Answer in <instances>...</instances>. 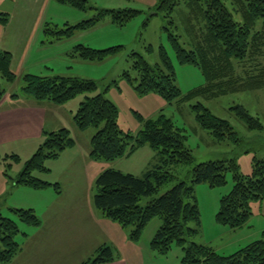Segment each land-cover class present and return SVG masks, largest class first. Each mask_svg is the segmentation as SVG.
<instances>
[{
    "label": "trees",
    "instance_id": "trees-1",
    "mask_svg": "<svg viewBox=\"0 0 264 264\" xmlns=\"http://www.w3.org/2000/svg\"><path fill=\"white\" fill-rule=\"evenodd\" d=\"M85 12L96 11L92 18L64 28H50L45 24L43 32L50 43L68 39L77 31L88 30L105 17L122 26L140 11L127 9H105L91 7L87 0H54ZM192 1L200 13L202 25L195 27L198 32L192 38V49L186 50L178 42V36L168 34V38L180 64L197 66L208 80L207 88H216L219 93L245 91L264 88V65L256 71L240 78L236 65L264 56V0H187ZM178 4L175 0H160L156 9L171 14ZM194 13V8L192 9ZM0 21L6 15L0 14ZM259 24L257 25V22ZM172 22V21H171ZM122 46L93 49L81 44L72 48L70 55L89 62H101L115 56ZM131 70L124 71L125 79L138 94H158L165 101L181 98V91L175 84L173 65L163 47L159 49V62L150 65L140 54L131 52ZM12 55L0 48V78L13 83L15 74L11 71ZM21 94L36 101L64 104L79 94L97 90L95 81L76 76H37L24 74ZM116 85V81L112 82ZM6 90L1 87L0 99ZM192 91L190 94H194ZM20 95V94H19ZM18 94H12L17 98ZM198 125L209 131L217 141L239 142L230 123L215 116L201 103L191 106ZM235 115L251 130H261L257 117L251 116L241 105L231 107ZM117 108L102 93L86 96L73 115V125L79 130L90 126L98 127L90 139V156L93 159L114 161L136 147L147 145L154 149L157 161L141 177L124 174L112 168L103 170L95 180V207L108 220L124 228H130L129 237L138 241L145 226L155 217L161 225L150 241V248L165 255L172 246L182 250V264H264V238L256 240L229 256H221L209 247L189 241L197 229L189 226L199 224V210L194 195V185L201 183L209 187H219L226 183V174L232 173L231 190L220 198L216 214L218 223L232 229L243 226L251 216L250 202L264 198V160H254L252 171L243 175L238 171L235 159L211 160L194 163L190 149L183 144L185 136L164 114L143 122L142 129L135 135L123 132L117 124ZM143 121V120H142ZM75 141L67 128L48 132L42 144L32 157L25 162L23 170L13 180L15 184L43 189L51 183L32 176L33 171H48L44 162L56 159L59 154L72 146ZM19 162L17 155H11ZM191 167L188 180L176 183L171 189L158 194L160 188L175 179L176 166ZM59 192V185L54 183ZM143 197L148 200L144 205ZM18 218L30 225H39L40 220L32 209H12ZM18 232L16 222L0 214V264L8 263L20 251L15 240ZM113 259L112 250L106 245L97 248L92 257L81 264H102Z\"/></svg>",
    "mask_w": 264,
    "mask_h": 264
},
{
    "label": "rangeland",
    "instance_id": "rangeland-1",
    "mask_svg": "<svg viewBox=\"0 0 264 264\" xmlns=\"http://www.w3.org/2000/svg\"><path fill=\"white\" fill-rule=\"evenodd\" d=\"M159 1L87 0L91 7L132 9L140 11V13L122 26L112 23L110 17L107 16L88 30L77 31L68 39L50 43L46 41L48 37L43 32V25L48 24L47 26L50 28H64L66 24L75 25L80 21L90 19L96 13L92 9L82 12L71 6L54 2L51 6H45L44 19L39 28L41 32L39 31L30 45H26L24 41L22 44H15L9 37L4 38L3 27L0 28V44L1 41H7L8 47L13 45V54L17 59L26 55L25 65L32 72L29 74L76 76L95 81L97 90L77 95L69 101L68 109L75 108L73 110L76 112L80 102L86 96L102 93L117 108L119 128L131 135H135L142 129L145 120L164 114L185 136L183 144L191 150L195 164L211 160L235 159L239 173L250 174L253 161L264 160V88L227 93H219L216 88H207L208 80L197 66L178 62L168 38V34L178 36V42L184 49H192L191 40L194 34L198 32L195 27L202 25L200 13L195 10L192 1L187 3V0H175L178 4L173 12L167 15L166 12L156 9ZM7 5L5 2L0 3V11L7 10ZM1 38L3 39L1 40ZM77 44L93 49H106L114 46H122L123 48L115 56L101 62H89L70 55L72 48ZM160 47L165 49L173 65L175 84L181 91V98L171 102L165 101L155 93L138 94L125 79L121 78L124 71H130L134 77V71L131 70V58L129 57L131 52L140 54L150 65H154L159 62ZM23 50L24 52L27 51L24 55L21 53ZM259 65H264V56L248 61L245 65H236V74L245 79L248 74L256 71L255 67H259ZM113 81H116V85L112 83ZM0 83L6 91L21 94L22 78L17 77L13 83L0 78ZM192 91H196V93L190 94ZM196 103H201L215 116L227 120L240 139L239 142L231 140L217 142L209 131L201 128L196 122L195 113L191 108ZM234 105L243 106L251 116L257 117L262 124V129H249L231 109ZM87 129L76 133V138L83 146H85V141L90 138L91 132L95 134L98 127L90 126ZM3 147L5 148H0V179H8L11 185L12 183L15 185L13 180L23 170L26 162L24 159L29 160L39 145L35 144L34 149L28 153H25L21 141L6 144ZM137 149L128 156L124 155L117 158L112 164L114 169L120 170L124 174H135L136 177H141L147 166L151 169L157 161H154L152 157L156 151L147 145ZM11 155H17L19 162L14 161L10 157ZM53 161L55 160H45L44 166L48 171L32 172V176L51 183V186L33 189L18 184L15 186L16 189L11 186L3 194L0 185V195L2 194L0 196V214L16 222L18 232L14 238L23 250L21 255L26 253L28 242L30 244L32 241L53 236V233H50L49 223L54 222L55 227L62 233L61 236L64 235L65 237H69L68 233L76 235L78 233L79 237H82L95 228L89 215L90 212L86 208L85 200L88 195L92 205V196L96 190L94 187L96 171L94 170L97 168L88 166L83 169L85 164L79 158L75 159L72 166L67 169H63L60 164H55ZM190 170L191 167L188 165L176 166L174 170L175 179L163 185L158 194L171 189L179 181L188 180ZM54 183L60 185L59 189L64 192V195L72 190L83 191L84 194L81 195L80 199L70 202V205L66 204L65 209L60 214L53 213V210L50 211V207L57 206L54 200L55 192L59 193ZM232 185L231 172L226 174V183L222 186L212 188L205 183L194 185V195L199 210V224L196 225L193 222L189 224L190 227L197 229V233L189 237V241L209 247L221 256L234 254L250 243L264 238V198L250 202L251 216L243 226L232 229L217 222L216 214L219 209L220 198L231 190ZM81 199L84 200L83 204L78 206L72 204ZM147 200L146 197H143L140 201L141 205H144ZM14 208L32 209L39 218L40 224L30 225L21 221L17 214L12 211ZM160 225V219L153 218L141 234L142 243L150 242ZM93 239L89 238L91 241L87 245L75 247L73 252L68 251L70 249L68 246L57 249L59 252L66 249L67 253L78 256L81 252H87L89 249L91 252V248L99 244L98 239ZM177 250L179 251L181 248L172 246L166 255L159 257H168L166 264H176L175 251Z\"/></svg>",
    "mask_w": 264,
    "mask_h": 264
},
{
    "label": "crops",
    "instance_id": "crops-1",
    "mask_svg": "<svg viewBox=\"0 0 264 264\" xmlns=\"http://www.w3.org/2000/svg\"><path fill=\"white\" fill-rule=\"evenodd\" d=\"M2 2L8 4L7 10L0 11V14L6 15V21H0V28L3 27L5 32L4 38L7 39V37H9L12 40V43L15 44H22L24 41L26 45H30L34 37H37L40 31L39 28L44 19V11L46 9L45 6H51L55 1L0 0V3ZM35 5L37 7H34ZM2 39L3 38H1V40ZM0 46L2 50L10 52L12 55L10 69L15 74L16 79L17 77L21 78L24 74L32 73L25 65L26 55L23 56L24 58H15L13 54L14 46L11 45L8 47L7 41H1ZM26 52L27 51L24 52V50L21 51L22 55L26 54ZM12 94L16 93L6 91L5 95L0 99V148H5L3 146H6V144H14L21 141L25 153H28L34 149L35 144L38 146L43 142L46 133L57 131L61 128H67L74 139L75 144L74 146L63 150L59 156L54 159L55 161L53 162H55V164H60L63 169H67L69 166H72L75 159H82L83 164H85L83 169L88 166L97 168L94 170L96 171L94 174V187L97 176L103 170L109 168L114 169L112 164L115 160L104 161L93 159L90 156V139L93 136L92 132L90 138L85 141V146L81 145L76 138V133L81 132L82 130L77 129L73 125V115L75 113L73 109L75 108H67L70 105L69 101L57 105L48 101H36L31 97L22 94L17 98H12ZM144 146L145 145L134 148L125 156L130 155L137 148H144ZM152 157L154 161L157 160V154L155 152ZM24 161L27 160L24 159ZM148 169H150L149 166H147L144 171L146 172ZM144 171L143 173H145ZM74 179H76V177H74ZM0 180L3 194L6 193L11 186L15 187L18 185L15 184V182V185H13V183L11 185L8 179ZM16 188L17 187L14 189ZM56 193L57 192H55L54 200L57 203V206L50 207V211L53 210V213L57 214H60L65 209L66 204L70 205V202L80 199L81 195L84 194L83 191L72 190L64 195V192L60 191V189L57 195ZM93 197L94 195L92 196L91 205V200L88 199L87 195L85 204L87 210L90 212L89 215L95 228L88 231L82 237H79L77 233L78 238H76V234H69L68 232L69 237H65L64 235L61 236L62 233L55 227L56 224L54 222L51 224L49 223L50 233H53L52 237L48 236L46 238L32 241L30 244L28 242L26 245V253L21 255L23 250L20 247V251L14 256L15 259L13 258L10 262L4 264H81L87 258L92 257L97 248L102 245L110 247L113 254V259L111 261L102 264H166L168 257H159L161 255L150 248V242L142 243L141 239L138 241H132L129 237V228H124L119 224L106 219L95 207ZM83 201L84 200L81 199L79 202L72 204L78 206L83 204ZM89 238H94L93 240L98 239L99 241L98 245L91 248V252L89 249L87 252H81L78 256L69 254V252L74 251L73 249L75 247L87 245L89 241H91ZM65 246L70 247L68 253L66 249H63L60 252L58 251V247ZM175 252L176 264H182V250H177Z\"/></svg>",
    "mask_w": 264,
    "mask_h": 264
}]
</instances>
